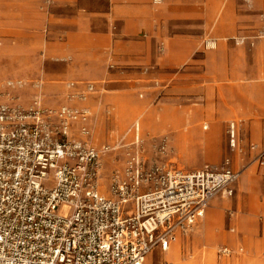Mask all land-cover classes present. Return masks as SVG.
<instances>
[{
	"label": "rangeland",
	"instance_id": "obj_1",
	"mask_svg": "<svg viewBox=\"0 0 264 264\" xmlns=\"http://www.w3.org/2000/svg\"><path fill=\"white\" fill-rule=\"evenodd\" d=\"M86 4L91 8L104 7L106 0H86ZM247 4V0H177L176 14L155 13L153 28L137 31L133 55L140 57L142 62L126 64L110 60L102 75L96 70L94 72L98 73L91 77L53 76L51 70H60L58 65L35 60L33 56L31 62L21 66L0 51V84L20 82L19 86L4 89L14 103L27 106L38 97L45 107L66 104L90 110L91 142L97 147L110 145L115 149L104 159V185L111 171L122 165L123 152L135 140V124L139 127L137 146L150 160H165L185 173L205 167L220 169L228 160L230 166L240 172L231 197L217 194L209 201L210 206L214 202L219 209L216 218L210 219L206 209L195 226L177 243L164 252L155 250L145 264H242L244 258L252 264L246 246L242 245L243 250L237 254L231 248L236 245L230 246L224 238L225 231L231 228L235 229L234 234L238 233L230 217L236 209V199L239 200L238 213L241 212L242 197L236 193L242 173L253 166L259 175V170L264 168L259 166L257 154L250 148L255 142L249 137V119L240 117L237 112V87L243 81L232 75L245 48L240 42L242 37L238 28L256 18ZM171 5H175L173 0ZM222 22L229 23L230 29L202 28L206 23ZM112 32L119 36L115 28ZM180 36L193 39L186 41L185 46L196 47L187 51L182 62L178 50L181 44L177 41ZM127 47L126 43L116 47L118 57L125 58L130 54ZM251 50L254 46L249 45ZM209 54L214 58V66L222 56L230 59L228 77H221L216 68L207 75L204 70L185 71L186 66ZM263 54L264 49H260L255 56L254 63L259 67L264 65ZM71 83L74 86H70ZM87 84H91L94 91L88 93L85 100H80L75 94L84 91ZM232 123L237 141L234 149L230 148L228 133ZM73 131L77 134V125ZM161 140L166 143L162 154L158 153ZM206 147L210 149L208 154ZM101 191L105 193L106 189ZM223 247L230 248L232 253L221 255L219 250Z\"/></svg>",
	"mask_w": 264,
	"mask_h": 264
},
{
	"label": "built area",
	"instance_id": "obj_2",
	"mask_svg": "<svg viewBox=\"0 0 264 264\" xmlns=\"http://www.w3.org/2000/svg\"><path fill=\"white\" fill-rule=\"evenodd\" d=\"M19 84H0V264H144L189 231L215 195L233 194L240 172L228 160L193 173L150 160L137 146V124L104 185V159L115 149L91 142L90 110L45 107L38 97L14 103L4 89ZM85 88L75 94L80 100L94 91ZM228 133L234 149L233 124ZM165 146L161 140L158 153ZM257 160L264 166V148Z\"/></svg>",
	"mask_w": 264,
	"mask_h": 264
},
{
	"label": "crops",
	"instance_id": "obj_3",
	"mask_svg": "<svg viewBox=\"0 0 264 264\" xmlns=\"http://www.w3.org/2000/svg\"><path fill=\"white\" fill-rule=\"evenodd\" d=\"M171 1L106 0L104 7L97 5L91 8L87 6L86 0H0V51L21 66L31 62L33 56L35 60L58 65L60 70H51L53 76L91 77L98 73L94 72L96 70H100L102 75L103 71H107L105 66L110 60L126 64L142 62L140 57L133 55V39L138 35L137 31L153 28L156 24L153 18L155 13L176 14L177 0H173L175 5H171ZM247 1L256 18L238 28L245 48L244 54L238 57L237 68L232 69V75L243 81L237 87V112L240 117L249 119V137L255 142L250 146H257V149L251 150L258 155L264 148V65L259 67L254 62L257 51L264 49V0ZM114 28L119 36L113 35ZM202 28L229 30L230 24L206 23ZM177 41L181 44L178 50L182 62L187 51L196 47L191 44L185 46L186 41H193L188 36H180ZM124 43L128 45L127 53L130 48V54L121 58L116 54V47ZM249 45L254 46L251 52ZM213 60L212 54L206 55L186 66L185 71L204 70L207 75L216 68L221 77H228L231 71L230 59L222 56L216 66ZM192 147L198 148L197 145ZM205 152L210 153L209 147H206ZM255 171L250 166L241 175L236 193L242 197L241 205L239 203L241 212L238 213L239 200L236 199V209L230 217L238 233L234 234L235 229L231 228L232 233L226 230L224 238L230 246L236 245L231 248L237 254L243 250L242 245L246 246L252 264H259L264 262V168L259 170V175ZM206 209L210 219L216 218L219 209L214 202L211 206L209 203ZM183 236L179 234L171 245ZM157 249L163 252L168 250L156 248L150 254ZM248 262L242 259V264Z\"/></svg>",
	"mask_w": 264,
	"mask_h": 264
}]
</instances>
